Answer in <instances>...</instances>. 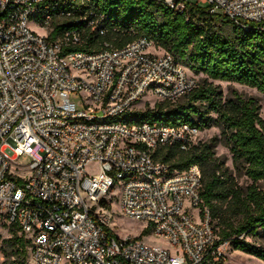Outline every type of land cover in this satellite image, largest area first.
I'll return each mask as SVG.
<instances>
[{"label": "built area", "instance_id": "1", "mask_svg": "<svg viewBox=\"0 0 264 264\" xmlns=\"http://www.w3.org/2000/svg\"><path fill=\"white\" fill-rule=\"evenodd\" d=\"M157 1L176 12L193 2L264 33V0ZM82 4L0 0V227L15 226L30 240L28 264L223 259L227 243L217 244L210 211L200 209L199 168L172 171L151 157L164 146L188 151L200 129L118 120L147 94L143 104L177 101L197 78L145 38L78 49L84 37L107 32L102 16L89 12L87 20ZM113 205L166 247L117 235Z\"/></svg>", "mask_w": 264, "mask_h": 264}, {"label": "trees", "instance_id": "2", "mask_svg": "<svg viewBox=\"0 0 264 264\" xmlns=\"http://www.w3.org/2000/svg\"><path fill=\"white\" fill-rule=\"evenodd\" d=\"M87 16H102L105 36L84 37L80 50L99 51L107 42L121 47L137 38L151 41L161 51L193 75L204 79L197 88L180 98L179 103L159 102L153 108L131 110L118 120L129 125L163 122L168 125L188 123L200 131L216 125L219 139L198 141L188 151L164 146L151 152L155 162L172 171L197 166L201 173L200 209L210 211L217 244L228 243L264 262V248L244 241V237H264V120L253 98L234 93L224 98L219 86L209 82L238 84L264 92V33L245 31L227 17L211 14L196 3L186 4L176 12L157 0H74ZM93 16H88L91 20ZM252 27V26H251ZM213 114L215 117H213ZM231 155L233 167L250 183L238 187L223 163L215 156L218 142ZM145 228L142 235H148ZM10 237L3 240L10 249V264H28L30 240L9 227ZM243 236V238H239ZM28 250V256H27ZM223 259L206 258L201 264H224Z\"/></svg>", "mask_w": 264, "mask_h": 264}, {"label": "rangeland", "instance_id": "3", "mask_svg": "<svg viewBox=\"0 0 264 264\" xmlns=\"http://www.w3.org/2000/svg\"><path fill=\"white\" fill-rule=\"evenodd\" d=\"M34 22H31L28 24V27L31 30L36 31L39 34H45V30L40 29L38 26L33 24ZM54 27V25H53ZM197 78L198 84L200 85L204 77L202 75H194ZM212 84L219 86L222 94L223 99L234 98V93H237L241 95L242 97H248L253 98L257 103L259 104L260 110L259 115L264 118V92L260 93L257 92L254 89H249L247 87L238 85V84H229L226 82H220V81H212L209 80ZM72 98V97H71ZM149 98V94L145 95L141 102L137 103L132 110H144L147 108H153L155 104H158L159 102L155 99H150V101L143 104L144 101H146ZM73 100V99H72ZM181 100L178 99L175 101V103H179ZM213 117H215L213 114H211ZM261 117V118H262ZM213 137H217L219 139L220 137V131L218 127L214 124L211 126L204 128L201 130V133L198 137V140L203 143L208 140H210ZM215 156L219 158V160L223 163L224 169L227 170L229 174H231V177L234 180V183L240 187L244 188L247 186L250 181L244 176L243 174L239 173L232 165L231 161V155L229 154L228 150L223 146V143L221 141L218 142L214 149ZM27 163V162H25ZM96 170V167L89 166L87 168V171H94ZM119 194V187H116L111 192L110 196H118ZM112 210L114 212L113 214V222L115 223L116 227L114 228V232L119 236H125V235H138L141 238H147L149 240H152L150 236L148 235H142V232L144 229H142V224H140L137 221L123 218L118 213V207L117 205H113ZM215 224V221H213V225ZM10 237L9 234V228H2L0 227V264H10L13 261V257L6 256V254H9L10 249L7 248L3 240ZM239 238H243V236H240ZM244 241L262 247L264 248V237L263 236H246L244 237ZM153 243L160 244L163 247H166V244L164 242H161L160 240H152ZM223 263L224 264H264L263 261L248 255L242 251L234 250L230 244L227 243L225 246V250L223 251ZM27 256H28V250H27ZM27 264V260H26Z\"/></svg>", "mask_w": 264, "mask_h": 264}, {"label": "crops", "instance_id": "4", "mask_svg": "<svg viewBox=\"0 0 264 264\" xmlns=\"http://www.w3.org/2000/svg\"><path fill=\"white\" fill-rule=\"evenodd\" d=\"M260 117H262V116H260ZM262 119L264 120V118L262 117Z\"/></svg>", "mask_w": 264, "mask_h": 264}]
</instances>
